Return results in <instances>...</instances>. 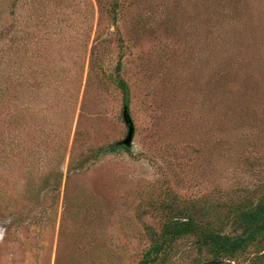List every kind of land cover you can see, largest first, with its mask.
Instances as JSON below:
<instances>
[{"label":"rangeland","instance_id":"1","mask_svg":"<svg viewBox=\"0 0 264 264\" xmlns=\"http://www.w3.org/2000/svg\"><path fill=\"white\" fill-rule=\"evenodd\" d=\"M263 199L264 0H0V264H143L176 212L232 233Z\"/></svg>","mask_w":264,"mask_h":264},{"label":"trees","instance_id":"2","mask_svg":"<svg viewBox=\"0 0 264 264\" xmlns=\"http://www.w3.org/2000/svg\"><path fill=\"white\" fill-rule=\"evenodd\" d=\"M120 86L125 108H128L131 98L130 87L124 80L120 81ZM119 147L121 145H113L111 151H116ZM123 147L128 148L127 146ZM236 210L238 214L236 224L241 225L237 228L239 230L241 227L243 230L232 233H222L212 227L205 226L192 213H187L188 211L176 212L178 214L177 218L168 225L163 234L164 238L157 240L152 248L147 251L143 264H151L157 258V255L163 252L172 241L188 233L199 234L201 241L210 245V249L217 259L213 264H223L220 263V257L228 259L237 257L240 252L264 235V199L250 207L240 206Z\"/></svg>","mask_w":264,"mask_h":264},{"label":"water","instance_id":"3","mask_svg":"<svg viewBox=\"0 0 264 264\" xmlns=\"http://www.w3.org/2000/svg\"><path fill=\"white\" fill-rule=\"evenodd\" d=\"M124 119L125 122L127 123L129 130L126 138L120 142V144L125 145V146H130L133 143V138H134V133H135V128L133 125V121L128 113L127 110L124 111Z\"/></svg>","mask_w":264,"mask_h":264}]
</instances>
